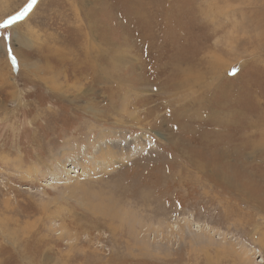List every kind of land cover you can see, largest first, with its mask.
<instances>
[{"label":"rangeland","instance_id":"rangeland-1","mask_svg":"<svg viewBox=\"0 0 264 264\" xmlns=\"http://www.w3.org/2000/svg\"><path fill=\"white\" fill-rule=\"evenodd\" d=\"M29 4L0 0V264H264V0Z\"/></svg>","mask_w":264,"mask_h":264},{"label":"snow or ice","instance_id":"snow-or-ice-1","mask_svg":"<svg viewBox=\"0 0 264 264\" xmlns=\"http://www.w3.org/2000/svg\"><path fill=\"white\" fill-rule=\"evenodd\" d=\"M35 3V0H30V4H29V7L31 6V4H34ZM24 13H21V15H23Z\"/></svg>","mask_w":264,"mask_h":264},{"label":"bare ground","instance_id":"bare-ground-1","mask_svg":"<svg viewBox=\"0 0 264 264\" xmlns=\"http://www.w3.org/2000/svg\"><path fill=\"white\" fill-rule=\"evenodd\" d=\"M122 102V101H121ZM106 211V210H105ZM108 212V211H107ZM110 213V212H109Z\"/></svg>","mask_w":264,"mask_h":264}]
</instances>
